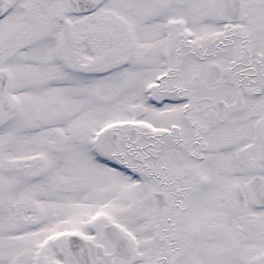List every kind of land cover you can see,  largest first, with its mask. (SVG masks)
Listing matches in <instances>:
<instances>
[{"label":"snow or ice","instance_id":"1","mask_svg":"<svg viewBox=\"0 0 264 264\" xmlns=\"http://www.w3.org/2000/svg\"><path fill=\"white\" fill-rule=\"evenodd\" d=\"M0 264H264V0H0Z\"/></svg>","mask_w":264,"mask_h":264}]
</instances>
